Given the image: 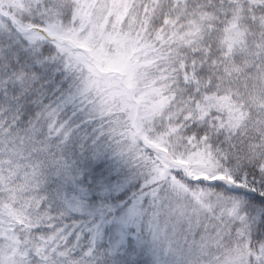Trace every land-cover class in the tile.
Instances as JSON below:
<instances>
[{"label":"snow or ice","instance_id":"obj_1","mask_svg":"<svg viewBox=\"0 0 264 264\" xmlns=\"http://www.w3.org/2000/svg\"><path fill=\"white\" fill-rule=\"evenodd\" d=\"M0 264H264V0H0Z\"/></svg>","mask_w":264,"mask_h":264}]
</instances>
